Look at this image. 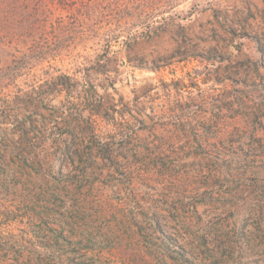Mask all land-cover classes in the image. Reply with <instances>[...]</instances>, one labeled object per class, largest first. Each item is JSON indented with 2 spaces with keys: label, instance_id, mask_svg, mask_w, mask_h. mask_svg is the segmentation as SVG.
<instances>
[{
  "label": "rangeland",
  "instance_id": "obj_1",
  "mask_svg": "<svg viewBox=\"0 0 264 264\" xmlns=\"http://www.w3.org/2000/svg\"><path fill=\"white\" fill-rule=\"evenodd\" d=\"M61 2L43 0L44 70L18 82L42 92L11 120L0 264H264V0ZM65 151L63 175L23 162ZM47 184L84 201L46 204Z\"/></svg>",
  "mask_w": 264,
  "mask_h": 264
},
{
  "label": "trees",
  "instance_id": "obj_2",
  "mask_svg": "<svg viewBox=\"0 0 264 264\" xmlns=\"http://www.w3.org/2000/svg\"><path fill=\"white\" fill-rule=\"evenodd\" d=\"M67 1L62 0L61 3L65 5ZM176 4L177 0H167L169 8L161 14L168 13L170 8ZM83 5L79 8V11L85 16L84 20L91 27L90 32L97 35L99 31L93 29L95 25L92 24L94 23L93 18L99 14L98 6L100 3L92 1ZM166 19L167 17H161L163 22L158 26L160 27ZM44 25L43 0H0V186L2 187L9 183L5 180L17 173L18 169L11 164V157L15 155V152L10 142L15 139L13 136L16 133L11 126V120L19 117L26 118L25 112L34 114L36 107L39 106L37 97L42 92L41 82L35 83L29 89L24 90L18 82L20 79H23L24 82L30 77H38L40 71L44 70L43 66H45L48 56L46 43L43 40ZM80 30H78V27H72L64 32L67 36H73L74 39H81L82 32ZM132 35L133 33L130 36ZM58 38L60 37L56 36L54 41H57ZM47 80L52 88L64 87V84H67L66 81L63 82L60 76L55 74L48 75ZM19 88L20 90H18ZM3 107L9 108V110L3 113L1 110ZM31 107L33 109L29 111ZM51 134L47 147H57L62 143L61 138L63 135ZM62 158L54 161L27 153L23 162L34 170L47 169L48 174L54 176V169H56L55 173L58 175L64 174L65 159H70L71 161H68V163H73V159L70 155H67L66 151ZM71 185L68 181L64 186L68 188ZM46 186L48 187L47 190H50L49 192L44 191L46 195L43 197L46 204L51 202L52 195L57 197L58 201L56 203L59 205H74L76 201H84L83 198L72 194L73 190L71 189L64 192L58 185L54 184L52 188H49L48 184ZM61 224L69 226V223L66 222ZM62 228H64V225ZM61 239L68 244L73 242L64 236ZM61 260L70 262L72 259L68 255L64 259L62 257Z\"/></svg>",
  "mask_w": 264,
  "mask_h": 264
},
{
  "label": "built area",
  "instance_id": "obj_3",
  "mask_svg": "<svg viewBox=\"0 0 264 264\" xmlns=\"http://www.w3.org/2000/svg\"><path fill=\"white\" fill-rule=\"evenodd\" d=\"M209 1H211L214 4H224V3L231 1V0H209Z\"/></svg>",
  "mask_w": 264,
  "mask_h": 264
}]
</instances>
